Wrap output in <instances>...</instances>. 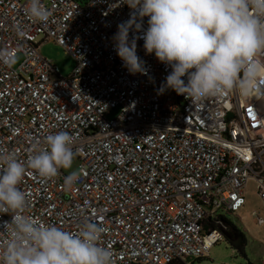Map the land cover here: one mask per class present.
<instances>
[{
  "label": "built area",
  "instance_id": "obj_1",
  "mask_svg": "<svg viewBox=\"0 0 264 264\" xmlns=\"http://www.w3.org/2000/svg\"><path fill=\"white\" fill-rule=\"evenodd\" d=\"M46 23L27 15L28 0H0V153L25 162L48 134L67 131L78 153V180L64 186L29 169L19 185L25 215L76 232L85 221L102 225L100 244L115 264H194L221 240L218 211L244 208V189L255 184L264 227V91L237 89L194 102L172 89L159 94L171 68L137 55L147 74H131L113 37L131 9L120 0H42ZM148 18L143 19L146 30ZM136 33L130 31L131 40ZM54 42L74 67L61 77L39 53ZM264 61V52L258 57ZM186 81V77H184ZM117 110V114L107 116ZM0 214V243L9 238ZM209 221V222H208ZM225 229V226H222Z\"/></svg>",
  "mask_w": 264,
  "mask_h": 264
},
{
  "label": "clouds",
  "instance_id": "obj_2",
  "mask_svg": "<svg viewBox=\"0 0 264 264\" xmlns=\"http://www.w3.org/2000/svg\"><path fill=\"white\" fill-rule=\"evenodd\" d=\"M132 10L117 25L115 51L131 74H147L137 55V40L146 54L171 68L159 94L172 89L194 102L237 89L241 95L264 91V0H120ZM27 15L46 23L51 12L42 0H28ZM147 17V29L143 19ZM130 31L142 33L129 39ZM9 67L17 57L0 56ZM186 77L185 79H183ZM43 147L33 146L25 162L15 153H0V214H10L4 225L9 238L0 243V264H115L112 250L100 244L106 229L85 221L76 232L43 224L25 215L28 198L19 185L28 170L51 180L60 169H71L78 155L67 131L48 134ZM77 171L64 177L71 189Z\"/></svg>",
  "mask_w": 264,
  "mask_h": 264
},
{
  "label": "rangeland",
  "instance_id": "obj_3",
  "mask_svg": "<svg viewBox=\"0 0 264 264\" xmlns=\"http://www.w3.org/2000/svg\"><path fill=\"white\" fill-rule=\"evenodd\" d=\"M40 55L48 60L51 65L57 68L61 77H67L73 67L74 62L66 56L63 50L54 42H42L39 46ZM16 62L11 67L16 68L22 58L16 56ZM113 110L107 117L112 118L117 114ZM78 161L75 159L71 169H61L64 175H69L72 171H77ZM245 205L237 213H226L218 211L217 215L223 218L231 226L242 232L246 243L239 250L235 249L237 242H232L226 238L230 228H222L221 224H213L217 229H221V240L216 243L208 252V258L194 261V264H264V227L256 225L254 214L261 213V205L253 182H248L244 189Z\"/></svg>",
  "mask_w": 264,
  "mask_h": 264
},
{
  "label": "trees",
  "instance_id": "obj_4",
  "mask_svg": "<svg viewBox=\"0 0 264 264\" xmlns=\"http://www.w3.org/2000/svg\"><path fill=\"white\" fill-rule=\"evenodd\" d=\"M222 220V224L226 227V226H228L231 230H233L234 232H237L238 230L235 228V227H233V226H231L229 223H227V221H225L223 218H221ZM209 222V221H208ZM208 227L209 228H214L215 226H213V224H211L210 222L208 223ZM221 230V229H220ZM221 232H223V231H221ZM238 244H236L235 245V249H237V250H239L240 248H241V246H244L245 245V243H246V240L245 239H242L240 242H237Z\"/></svg>",
  "mask_w": 264,
  "mask_h": 264
},
{
  "label": "flooded vegetation",
  "instance_id": "obj_5",
  "mask_svg": "<svg viewBox=\"0 0 264 264\" xmlns=\"http://www.w3.org/2000/svg\"><path fill=\"white\" fill-rule=\"evenodd\" d=\"M225 236L232 242H240L242 239H245L244 235L239 230L237 232H234L230 229L228 234H226Z\"/></svg>",
  "mask_w": 264,
  "mask_h": 264
}]
</instances>
